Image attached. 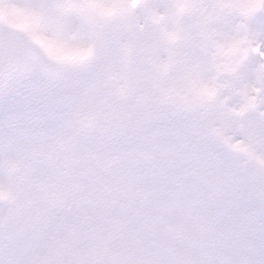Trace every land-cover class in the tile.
<instances>
[{
  "label": "rangeland",
  "instance_id": "374dc122",
  "mask_svg": "<svg viewBox=\"0 0 264 264\" xmlns=\"http://www.w3.org/2000/svg\"><path fill=\"white\" fill-rule=\"evenodd\" d=\"M94 1L58 4L78 6L81 14ZM109 1L105 3L109 18L101 13L98 19L85 20L90 23L88 32L94 33L90 36L93 56L100 57L94 45L113 42L117 49L126 47L124 69L129 80L122 83L116 72L120 91L106 86L103 74L92 80L78 55L60 49L58 39H48L49 52L66 61V83L79 82L87 90L90 105L76 108L78 118H72L67 109L71 124H76V129L71 126L76 142L39 147L37 156L32 154L24 163L22 181L32 176L35 186L45 191L44 196L36 194L40 200L38 210L33 209L37 224L28 229L20 212L28 191L22 188L24 182L16 185L15 223L26 242L27 258L33 264H264V182L246 164L251 159L257 169L264 170V90L259 92L264 60L257 61L252 53L256 42H262L264 49V0H147L148 5L132 6L136 10L121 18ZM227 1V10L200 7L225 6ZM180 2L188 9L184 15L177 9ZM146 5L149 16L142 17ZM17 10L8 19L22 22L24 12L18 18ZM249 10V17L241 19ZM132 19L139 25L137 37L131 30ZM130 42H140L145 60L133 70ZM241 54L245 59L249 54V61L244 62ZM112 56L108 54V60ZM103 66L104 72L113 69L106 62ZM37 82L44 84L41 79ZM163 84L167 85L160 89ZM134 101L137 108H132ZM253 108L261 112V128L253 124ZM91 111L95 115L88 116ZM84 122L97 124L98 133L81 137L77 127ZM35 139L40 140L36 134ZM223 141L241 151L243 160L227 150ZM218 162L226 170L220 172ZM151 172L161 184L136 181L137 175L142 183L146 177L153 179ZM80 183H84L81 188ZM190 187L195 189V206L215 207L222 226L218 231L213 226L194 231L196 245L188 241V234L192 248L185 239L176 238L168 212L192 209L191 199L185 196ZM77 191L82 193L76 196ZM215 197L220 199L218 206ZM71 199L78 208H68ZM141 204L147 208L145 213L140 211ZM58 213L63 215L62 243L66 239L69 243L55 240L52 247L48 238L54 239L47 238L46 228L55 215L58 222ZM197 214H187L190 230ZM93 233L99 235L101 245L93 244ZM16 239L19 242L17 235ZM15 259L27 264L17 244L10 252L0 253V264Z\"/></svg>",
  "mask_w": 264,
  "mask_h": 264
},
{
  "label": "snow or ice",
  "instance_id": "6c2138e0",
  "mask_svg": "<svg viewBox=\"0 0 264 264\" xmlns=\"http://www.w3.org/2000/svg\"><path fill=\"white\" fill-rule=\"evenodd\" d=\"M27 56L26 49L16 38L11 36L0 38V63L5 66L18 67ZM0 103L5 105L9 110H14L17 104L20 103L19 90L9 93Z\"/></svg>",
  "mask_w": 264,
  "mask_h": 264
},
{
  "label": "bare ground",
  "instance_id": "6f19581e",
  "mask_svg": "<svg viewBox=\"0 0 264 264\" xmlns=\"http://www.w3.org/2000/svg\"><path fill=\"white\" fill-rule=\"evenodd\" d=\"M202 8H207V4L205 5H201ZM211 7V6H210ZM213 8V7H212ZM218 8H220L221 10H227L229 9V3L227 1V4L225 6H218ZM186 12V11H185ZM64 110V106L61 104L60 105V112ZM35 116V114H34ZM64 117H65V114H60V119H61V128H62V132L54 139L51 141V145L52 146H56L58 143H62V139H66V141H69V142H73L72 141V138L71 136L69 135V132H68V129H67V126L65 125L64 123Z\"/></svg>",
  "mask_w": 264,
  "mask_h": 264
}]
</instances>
